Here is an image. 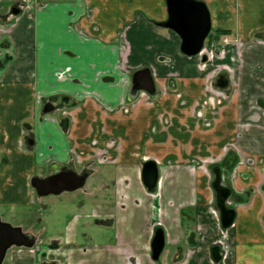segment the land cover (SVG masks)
I'll return each mask as SVG.
<instances>
[{
    "label": "crops",
    "instance_id": "obj_1",
    "mask_svg": "<svg viewBox=\"0 0 264 264\" xmlns=\"http://www.w3.org/2000/svg\"><path fill=\"white\" fill-rule=\"evenodd\" d=\"M200 1L211 20L205 50L216 46L205 62L182 54L179 36L158 25L168 18L166 0H0V212L34 208L41 225L37 233L36 225L17 224L36 243L11 247L3 264H217L215 245L218 264H264V173L241 171L234 184L223 171L230 200L242 207L218 244L207 209L215 202L212 179L189 165L203 145V120L211 124L203 88L221 73L236 89L205 141L231 143L264 162V0ZM141 68L150 69L156 94L138 95L155 107L121 113L132 99L131 74ZM70 113L78 152L100 150L81 168L64 133ZM159 114L171 115L168 126ZM123 135L129 142L117 149ZM148 160L159 171L152 193L141 179ZM63 166L89 173L83 188L41 200L32 178ZM158 228L164 246L153 261Z\"/></svg>",
    "mask_w": 264,
    "mask_h": 264
},
{
    "label": "water",
    "instance_id": "obj_2",
    "mask_svg": "<svg viewBox=\"0 0 264 264\" xmlns=\"http://www.w3.org/2000/svg\"><path fill=\"white\" fill-rule=\"evenodd\" d=\"M168 18L158 25L175 32L180 40V51L187 57L197 56L202 53L204 43L211 31L209 11L204 2L200 0H166ZM14 10L13 13H17ZM201 60L205 62L207 55L203 54ZM226 82L219 87L224 88ZM144 91L149 95L156 94V86L149 68H141L131 75V96ZM234 158H227L223 165H214L211 169L213 181L211 187L215 193V209L219 213L222 229L233 225L236 212L228 206L231 197V189L223 181V169L233 165ZM88 177L87 172L78 174L71 167H62L59 171L46 178L34 177L31 186L38 196L59 195L62 192H72L81 189ZM143 185L149 192H155L159 180L157 164L148 160L143 163L141 170ZM35 239L24 234L21 228L13 227L0 219V264H3L6 252L11 247L32 248ZM164 246V234L161 228L156 229L151 249L152 259L157 260ZM211 256L215 263H220L222 253L220 246L215 245L211 249ZM54 264V263H49Z\"/></svg>",
    "mask_w": 264,
    "mask_h": 264
},
{
    "label": "rangeland",
    "instance_id": "obj_3",
    "mask_svg": "<svg viewBox=\"0 0 264 264\" xmlns=\"http://www.w3.org/2000/svg\"><path fill=\"white\" fill-rule=\"evenodd\" d=\"M213 35V33H212ZM210 39V36L207 37L206 41ZM230 40L228 41V47L230 46ZM226 46V49H227ZM227 51V50H226ZM238 54L240 55V52L245 53L240 49H237ZM221 68V67H219ZM236 87L233 86V88L231 89L229 87V89H222L221 87H217L215 86L214 80L210 83L207 84V86H205V88H203V95H205V97H208V95H211L212 101L209 103V112L211 113V124L210 127L212 125H214V123H217L221 117L220 115L223 113V108L224 105L226 106L227 103H229L230 98L233 97L232 96V91L235 90ZM172 90V89H170ZM226 92V93H225ZM138 96V97H137ZM177 96H180L177 93ZM148 96L141 94V95H136L134 98L131 99L130 103L126 106H123L122 108L119 109V111L121 113H128L131 109H136L137 107H146V108H152L155 107V103H153V100L150 98H147ZM197 104L195 105L198 106L199 102H196ZM207 104V103H206ZM205 103L200 104L199 106L205 108L207 105ZM103 113H107L106 110L102 109ZM66 113V112H65ZM64 114V113H63ZM66 115V114H65ZM101 118L103 117H108V115H100ZM165 114H159L158 117H160L159 119H161L163 122L165 123V126L169 125V119L171 117V115H167L164 118ZM203 117V116H201ZM70 119H68V127H66L65 129V135L69 141V154H74L73 156V162L74 164H76L77 166H79V168H81V166H83L86 162V160H90V159H96L98 157V155L100 154V150H96V151H92L93 153H86L85 152V157L82 156V154H80L78 152V141L75 137V135L73 134V129L75 127V122L77 121L75 114L70 113L69 117ZM209 119V121H210ZM204 124L203 126H201L200 128L202 129V133H203V145L200 148H197V152L196 155H194L196 158L195 163L193 164V162L189 163V165H193L194 169H198L201 170V172L203 174H207L211 179H212V172H211V166L214 165H223L224 162L226 161L227 158L233 157L234 158V163L231 167L229 168H224L223 171L225 169H228L226 172H229L230 175L233 174L231 176L232 178V182L235 184V182H237L236 180H238L239 178V174H241V171H244L245 173H249L250 175H252L253 177L257 176V173H261V175L264 173V162H259L258 161V156L256 155H249L247 153H244L242 150L239 149V147H236L235 145H232L231 143H227L225 146L224 145H218L217 147H209V144L207 141H205L207 139V133L210 131V127H206L205 123L206 121L203 120ZM103 131V129H102ZM92 130L89 131V133L92 134ZM86 136V134H85ZM124 137L126 136H122V139H119V141H116V148L120 149L121 146H125L127 144V142L124 139ZM88 137H86L85 139H87ZM85 145L89 146L90 143L87 140H85ZM193 149V148H191ZM185 153V152H184ZM186 155L188 154V152L186 151L185 153ZM189 155V154H188ZM251 156V157H250ZM250 158H252L253 160L250 161ZM198 163H197V162ZM263 168V169H262ZM94 169V167H91V171ZM251 178V180H253L254 178ZM69 194V193H67ZM236 194V193H235ZM232 195V194H231ZM236 196V195H235ZM44 198V199H43ZM56 198H58L57 196H45L42 197L41 200H47V201H54L56 200ZM231 198V197H230ZM230 198L228 199V202L230 200ZM236 199V198H235ZM238 200V199H237ZM46 201V202H47ZM207 202V201H206ZM231 205L228 203V206L232 209L235 210L236 212V208L237 211L239 208L242 207V205L237 201V202H233L232 199L230 200ZM234 203V204H232ZM52 205L53 202H49V205ZM211 205H209L208 212L210 215H212L213 220L216 222L217 224V235H218V244L222 243L223 241L225 242V238H226V231L224 229L221 228L220 225V220H219V213L215 210V206H214V200L212 201V208L210 207ZM39 208V207H38ZM18 211V210H17ZM22 211L19 212V216L17 215V212H14L13 215L9 214L7 210L2 211L0 219L2 222H5L13 227H19L17 226L18 223H22L23 225H36V232L39 233L40 229H41V225L35 223V213H34V208L32 209V211H30L29 213H27L26 215L21 214ZM25 212V210H24ZM216 212V213H215ZM50 212H43L42 213V217L46 218L49 215ZM215 216H217V219H215ZM34 222V223H33ZM21 228V227H20ZM23 229V228H22ZM24 231H26L25 229H23ZM33 234V233H32ZM40 235H36L37 240ZM49 237V234L47 232L43 233L42 238L47 240ZM88 236L85 237V241H87ZM88 243V242H85ZM38 246H41L40 244Z\"/></svg>",
    "mask_w": 264,
    "mask_h": 264
},
{
    "label": "flooded vegetation",
    "instance_id": "obj_4",
    "mask_svg": "<svg viewBox=\"0 0 264 264\" xmlns=\"http://www.w3.org/2000/svg\"><path fill=\"white\" fill-rule=\"evenodd\" d=\"M13 9H15V8H13ZM214 54H216V52L214 53ZM219 55V54H218ZM209 60V59H208ZM207 61V60H206ZM132 75V74H131ZM224 82H226V86L224 87V88H222V89H227V87H228V85H229V81H228V79H227V76H226V74L225 73H221V74H219L216 78H215V80H214V83H215V86H217V87H219V85L220 84H223ZM140 92H144V91H140ZM139 93V92H138ZM137 93V94H138ZM144 93H146V92H144ZM147 94V93H146ZM131 95V94H130ZM132 98L133 97H135V96H131ZM35 105L37 106V107H41V105H40V97H39V94H37L36 96H35ZM40 105V106H39ZM22 142V141H21ZM20 142V143H21ZM63 167H68V166H63ZM212 167V166H211ZM60 169V168H59ZM59 169L58 170H55V171H52V174H54L56 171H59ZM86 172V171H85ZM88 173V172H87ZM52 174H50V175H52ZM82 174V173H81ZM89 174V173H88ZM49 175V176H50ZM212 176H213V174H212ZM48 177V176H47ZM44 178H46V177H44ZM212 181H213V177H212V180H211V183H212ZM86 182V181H85ZM210 186H211V184H210ZM212 188V187H211ZM82 189V188H81ZM35 190V189H34ZM212 190H213V188H212ZM36 192V191H35ZM73 192V191H72ZM213 192H214V190H213ZM62 193H68L67 191H65V192H62ZM61 193V194H62ZM36 195H37V193H36ZM60 195V194H59ZM214 195H215V193H214ZM38 196V195H37ZM48 196H51V195H48ZM53 196H57V195H53ZM38 197H40V196H38ZM43 197H45V196H43ZM214 206H215V202H214ZM20 228V227H19ZM21 230L23 231V233L24 234H27V235H29L31 238H34L35 239V243H36V238L34 237V236H32L31 234H29V233H27V232H24V230L21 228ZM23 248H25V247H23ZM30 249V248H29ZM161 254V253H160ZM160 256V255H159ZM151 258H152V249H151ZM159 258V257H158ZM153 260V259H152ZM158 260V259H157ZM157 260H153V261H157ZM49 263H53V262H49ZM49 263H44V264H49ZM54 264H56V263H54Z\"/></svg>",
    "mask_w": 264,
    "mask_h": 264
},
{
    "label": "built area",
    "instance_id": "obj_5",
    "mask_svg": "<svg viewBox=\"0 0 264 264\" xmlns=\"http://www.w3.org/2000/svg\"><path fill=\"white\" fill-rule=\"evenodd\" d=\"M224 43H227V39H224ZM214 44H212L211 49L209 51H205V54L207 55L208 59H210L214 55Z\"/></svg>",
    "mask_w": 264,
    "mask_h": 264
}]
</instances>
